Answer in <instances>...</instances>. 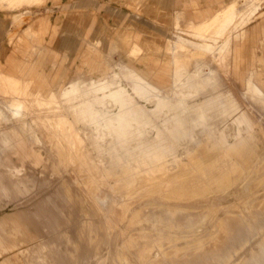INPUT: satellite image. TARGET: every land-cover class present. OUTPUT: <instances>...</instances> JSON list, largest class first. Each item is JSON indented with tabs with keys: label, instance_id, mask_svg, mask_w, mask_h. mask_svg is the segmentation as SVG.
<instances>
[{
	"label": "rangeland",
	"instance_id": "1",
	"mask_svg": "<svg viewBox=\"0 0 264 264\" xmlns=\"http://www.w3.org/2000/svg\"><path fill=\"white\" fill-rule=\"evenodd\" d=\"M10 1L0 8V156L11 154L19 176L0 166V264H264V107L250 99L247 82L230 79L231 51L219 58L216 43L233 30L222 28L225 12L195 33L177 25L185 37L175 48L198 55L184 60L182 49L173 51L189 72L176 65L171 91L118 67L110 79L72 81L100 74L81 46L83 31L94 39L95 63L122 61L119 34L126 33L145 49L138 66L152 68L170 61L167 29L178 11L196 17L195 8L207 14L233 0H138V7L134 0H91L77 8L33 0L14 9ZM238 1L232 9H243ZM255 2L258 23L264 0ZM46 5L58 24L56 40L75 44H49L48 32L41 49L28 27L37 21L33 7L42 16ZM252 43L244 74L251 64L264 72V42ZM18 44L21 52L9 58L28 57L15 70L27 75L34 62L36 77L2 67ZM59 74L64 79L54 86ZM15 99L24 109L6 108ZM192 105L202 108L205 124Z\"/></svg>",
	"mask_w": 264,
	"mask_h": 264
},
{
	"label": "crops",
	"instance_id": "2",
	"mask_svg": "<svg viewBox=\"0 0 264 264\" xmlns=\"http://www.w3.org/2000/svg\"><path fill=\"white\" fill-rule=\"evenodd\" d=\"M48 0H44V2H46ZM54 4L56 5H61L63 6V3L65 0H51ZM70 3L74 4L73 8H77V7H89L91 6L92 2L91 0H68ZM95 2V1H94ZM97 2V1H96ZM135 3V7H138L139 4L141 3V1L138 0H134ZM47 3V2H46ZM240 2L238 0H233L229 3L226 4H220L219 8H216L214 10H211L212 12H208L207 14H203L202 10L195 8L196 13L200 14L198 16H192V17H188V15H186L185 11H178V13L176 14V16L174 17V20L172 21V23H170V27L167 29V31H169V37L167 38L166 41V45H165V50L168 52L169 57H170V61L169 62H164L161 64H155L152 68H149V66L146 64L145 67L143 66H138V63L140 61L141 57V52L145 51V49L141 46V44L139 43V37L136 35V37L130 35V34H126L123 33L122 35L119 34V36L122 39V42L125 43L126 45V50L122 52V56L121 59L122 61H120L119 63H108L106 62L104 65L102 63H95L94 60L97 61V57H95V55L93 56L92 53H96L94 52V50H96L97 48L92 44V41L89 38V31H83V33L81 34V46H88L87 49L89 51H91V56H90V60H93V67L97 70H99L98 72H100L99 76H90V78L88 79H73L72 81L77 82V81H99V80H104V79H110L112 77V75H114L117 70L115 69L116 67L119 68L120 70H124V71H128V72H137L140 77L142 79H144L145 81L151 83L152 85H154L155 87H157L158 89L164 90V91H171L174 88V84H175V79H177V73H176V65L178 67V73H188L189 72V67H186L182 61H179L175 59L174 53L173 51H177L178 48H175V43L178 40V36L181 37H185V35L179 34V31L177 30V25L180 27L184 26V29H186L187 31L191 32V31H195V30H199V28L201 27H206L209 26L207 24H210L211 22H213L215 19H217L218 17H220L224 12H225V16H224V20H223V24H222V28L224 30H228V29H233L231 31V33L229 35H225L222 34V36L218 39L217 43H216V47L219 50V58L223 59L225 58V52L227 51H231V57L229 59V63H228V67H229V71H230V79H238L242 82H247L246 86L248 87V91L250 93V99H254V101H256L257 103L263 105L264 107V98H258L257 94H258V90H262L264 91V72L259 71L256 69V67L251 64L248 65V69H247V73L244 74L241 69H242V61L247 59V57H245L244 52L245 51H249V50H253V48H249V44L252 43L254 40L258 39V41H262L264 42L263 38H260V35L264 32V15L262 16V21L256 23V20H258L256 17L258 15V13L253 17L252 22L249 25H241V20L243 17H245V14L241 13V16L236 17V18H231L228 16V13L231 12V8L235 5H238ZM36 7V6H34ZM33 10L32 12L34 13V18L35 20L37 19V21H34L29 27L28 30L30 29L33 33H35V39H37V42L42 46L41 49L46 48L47 43L45 38L43 37L46 33L50 32L52 35V38L50 39V41L48 42L49 44H57V45H63V46H69V45H73L75 44V40L67 37V38H63L61 40H56L55 35L58 32V24H53L51 21V16H50V12L52 10V8H50L49 6H45L44 8V13L42 16H40V14H38L40 12V10L36 9ZM230 7V8H229ZM95 8V6H94ZM30 9V8H29ZM248 23V22H247ZM95 24V20L90 22V25L88 26V28L90 27L91 29H93ZM70 26L72 25H66V28L68 29ZM87 30V29H86ZM195 33V32H194ZM198 34H201L200 32H196ZM189 37V36H186ZM187 44H191L190 40H185ZM97 43H99V40H97ZM194 44V42H193ZM253 44V43H252ZM197 45H201V43H197ZM35 45H32V48L34 49ZM186 47V46H185ZM230 47V48H229ZM175 48V49H174ZM47 49V48H46ZM230 49V50H229ZM249 49V50H248ZM22 50V46L20 44H18L17 46L13 47L12 49H9L8 52L5 54V56L3 58H5V63H2V67L4 68H8V67H12L13 70L15 69H20L21 65H19L21 62H26L27 61V55L25 56H19V57H13V58H9V54L10 52H17L20 53ZM185 53H184V60H192L194 58V55L197 56L196 52L191 51L192 49L190 48L189 50L184 48L182 49ZM89 57L85 56V63H87V59ZM147 59V57H145ZM123 59H125V62L123 61ZM256 59V57H254V60ZM258 59V58H257ZM179 61V62H178ZM181 63V64H180ZM196 64H194L193 66L197 65V62L195 61ZM35 63L33 62L32 66L30 65V71L28 72L27 75H20L17 70H15L17 72V76L19 77H23V79H29V78H34L37 76V74L39 73L36 69V65H34ZM88 64V63H87ZM190 67H193L191 65H189ZM202 67L204 68V72L209 73L210 72V66L209 65H204L202 64ZM2 76V73H1ZM42 76L41 74L38 75V78L40 79ZM45 76V75H44ZM170 79H167V78ZM45 79V77H43ZM59 79H64V74H59L57 79H51V81L53 80L54 86H56L57 82ZM202 79V78H201ZM203 79H207V78H203ZM0 81L3 82V79H1L0 77ZM205 84L207 85L206 88H210L212 86H214L213 83H207L206 81H204ZM0 94L3 95V91L0 89ZM3 97V96H2ZM115 99V97L113 98ZM165 104H159L158 106L164 107ZM157 106V107H158ZM193 111L197 112L198 115L201 117V119L203 120V124H205V117L202 114V108L196 105H192L191 106ZM43 128L39 129L42 130ZM45 130V129H43ZM42 139V138H41ZM92 144L94 142L91 141ZM61 143H58V141H54V146H60ZM214 145V144H213ZM216 147L221 148L220 146L215 145ZM222 149V148H221ZM226 150V149H225ZM233 150V149H232ZM236 150V149H235ZM8 152V151H6ZM5 152V154H6ZM58 154H60V151H56ZM12 156L11 154H6L4 157L3 155L0 156V166H4L6 168V171L8 174H12V176L18 177L19 175H17V173H15L14 171V167H13V161H12ZM78 161V160H76ZM0 174H3L2 171H0ZM1 176V175H0ZM1 244V241H0ZM2 247V246H1ZM2 252V251H1ZM0 252V256L1 253Z\"/></svg>",
	"mask_w": 264,
	"mask_h": 264
},
{
	"label": "bare ground",
	"instance_id": "3",
	"mask_svg": "<svg viewBox=\"0 0 264 264\" xmlns=\"http://www.w3.org/2000/svg\"><path fill=\"white\" fill-rule=\"evenodd\" d=\"M6 1L7 0H0V8H2V6L4 5V3ZM31 1H33V0H11L7 4L9 5L10 8L14 9L19 4H22V3L29 4ZM254 2H255V0H244L245 6L243 7V9L235 10V9H232L231 8L230 11H231V15L232 16H230V17L231 18H236V17L241 16V13L246 12L245 17H243L242 20H241V25H244L245 26L247 24V22L249 21V19H251L254 16V14L257 11V8L260 6V5H258V6H254L253 7ZM178 49H184V46H180ZM196 55H198V53ZM194 57H196V56L194 55ZM5 76L8 77L7 75H5ZM8 78H11V77H8ZM11 79H16V78H11ZM17 82H18L17 83V89L18 90H23V85H22L21 81L20 80H17ZM0 89L2 90V85H1ZM22 95H25L26 97H29V93L25 92L24 90L22 91ZM7 103H8V105H7V107L6 106L5 107L8 108L10 106V109H12V108L13 109H16V108H20V109L22 108V109H24V106H26L24 104V101L22 99L11 100V101H9ZM193 112H194V114H197V112H195V111H193ZM68 113L70 115L74 116V112L73 111L68 110ZM11 114L15 115L16 112L15 113L13 112ZM75 121L78 123V120L77 119H75ZM35 136L37 137V134H34L33 137H35ZM37 139H38V137H37ZM40 140L42 141L41 137H40Z\"/></svg>",
	"mask_w": 264,
	"mask_h": 264
}]
</instances>
